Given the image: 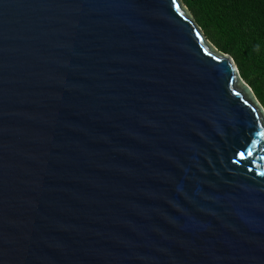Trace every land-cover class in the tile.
<instances>
[{"label":"water","instance_id":"water-1","mask_svg":"<svg viewBox=\"0 0 264 264\" xmlns=\"http://www.w3.org/2000/svg\"><path fill=\"white\" fill-rule=\"evenodd\" d=\"M261 133L182 0H0V264H264Z\"/></svg>","mask_w":264,"mask_h":264},{"label":"trees","instance_id":"trees-1","mask_svg":"<svg viewBox=\"0 0 264 264\" xmlns=\"http://www.w3.org/2000/svg\"><path fill=\"white\" fill-rule=\"evenodd\" d=\"M264 106V0H182Z\"/></svg>","mask_w":264,"mask_h":264},{"label":"snow or ice","instance_id":"snow-or-ice-1","mask_svg":"<svg viewBox=\"0 0 264 264\" xmlns=\"http://www.w3.org/2000/svg\"><path fill=\"white\" fill-rule=\"evenodd\" d=\"M173 2H175V0H173ZM260 135H264V133H261ZM255 143V142H254ZM241 156H243V153H241Z\"/></svg>","mask_w":264,"mask_h":264}]
</instances>
